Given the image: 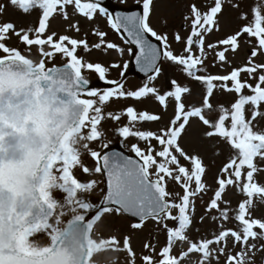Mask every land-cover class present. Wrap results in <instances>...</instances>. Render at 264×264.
I'll list each match as a JSON object with an SVG mask.
<instances>
[{"label": "snow or ice", "instance_id": "6c2138e0", "mask_svg": "<svg viewBox=\"0 0 264 264\" xmlns=\"http://www.w3.org/2000/svg\"><path fill=\"white\" fill-rule=\"evenodd\" d=\"M158 3L113 13L101 0H0V17L38 13L28 27L0 19V264H95L121 247L136 264L129 233L149 222L164 242L149 238L141 264H255L264 253V0H186L171 35L166 20L153 25ZM97 53L119 59H86ZM133 59L145 77L134 90ZM105 125L132 155L107 151ZM120 216L133 218L122 240L97 237Z\"/></svg>", "mask_w": 264, "mask_h": 264}, {"label": "rangeland", "instance_id": "374dc122", "mask_svg": "<svg viewBox=\"0 0 264 264\" xmlns=\"http://www.w3.org/2000/svg\"><path fill=\"white\" fill-rule=\"evenodd\" d=\"M116 3L123 5V6H132L136 4V0H127V4H122L120 0H114ZM186 0H159V3L157 5L156 14L153 17V25L159 30L161 27V24L164 20L167 21L165 30L171 35L174 31H180L183 28L184 21L182 18V14L184 13V3ZM207 2V0H205ZM249 4L258 3L259 0H247ZM38 13L28 16L27 18L23 17H16V16H5L0 17V19H11L13 20L18 26H24L28 27L31 26L34 22L37 21ZM103 23V22H102ZM235 25H232L234 27ZM53 29L57 30L61 33L64 32V26L59 24L58 22H53ZM104 30L109 31V36L107 39L115 41L120 43L119 36L112 32L111 30L107 29L106 27ZM232 28L226 27L225 31H231ZM74 34V33H72ZM185 33L181 31V35H184ZM219 36H223V32L218 34ZM93 41H95V37L91 38ZM213 39L215 40L216 37L214 36ZM123 46V45H122ZM175 47H179V45H175ZM246 49L243 47L240 50L239 55L236 57V62H242L244 57L247 55ZM86 59L95 61L97 59L104 61L105 63L109 60H116L119 59L118 55L116 53H112L110 56H100L98 53L93 54L92 56L86 57ZM124 59H129L127 55H125ZM55 63L58 65L60 64V60L57 59ZM52 66V65H49ZM213 72L217 71V68L211 69ZM86 75H89L92 78L98 77V74H89L85 73ZM109 79L116 78L119 79L116 72H112L109 76ZM126 80V87L129 89H136L137 87L142 85V81L133 78L132 76L127 77ZM159 85L161 87H168V83L161 78L159 81ZM139 107H147L152 110L155 109V106L152 104L139 106ZM158 111V110H157ZM105 127L109 130V136L108 138L112 141L111 147H115L117 145H121L119 143L120 138L116 135L111 134V127L110 125H105ZM154 127V125H153ZM123 148V147H122ZM126 152V148H123ZM132 155L131 153H129ZM89 166H92L93 162L90 159H86L85 161ZM79 177V173H77ZM99 179V177H97ZM208 184L212 185V177L211 174L207 178ZM103 187V185H101ZM176 191H180L179 188L176 189ZM59 196V194H57ZM212 195L211 192H208L206 195H204L203 200L207 201L209 197ZM101 198V193L99 191L95 192L91 196L92 201H97ZM235 203V202H234ZM203 211V204L198 199L196 201V212L197 215H199ZM133 222L132 219H130L127 216H120V217H111L108 220L104 221L101 224H98L95 228V232L98 238L108 239L112 236H116L118 239H123L124 234L129 233V225ZM201 229V233H203L207 228L210 227V225L206 222L204 225L199 226ZM132 235V248L136 253V264H141L140 262V255L143 252V245L145 242L149 240V238H154V240L157 242V247L160 246V244H163L164 237L161 234H158L155 232V227L152 222H149L147 226L143 229V231H136L129 233ZM44 239V238H40ZM259 246L260 241H254ZM93 260L95 264H130L128 253L123 250V248H119L118 250L115 248L111 249H104L99 253H94ZM255 264H264V253H260L259 251L255 254Z\"/></svg>", "mask_w": 264, "mask_h": 264}, {"label": "water", "instance_id": "95a60500", "mask_svg": "<svg viewBox=\"0 0 264 264\" xmlns=\"http://www.w3.org/2000/svg\"><path fill=\"white\" fill-rule=\"evenodd\" d=\"M101 3H102V6L108 8L109 11H111L113 13L126 11V10H134V11L139 10L136 5L133 6V7H130V8L121 7V6L117 5V4H115L113 2V0H101ZM129 76L138 77L141 80L145 79L143 74L139 73L137 71V69L135 67L134 59L131 61L130 68L125 74V79H127V77H129ZM89 79L98 88L102 89L103 87H107L108 86V85H105L103 82L99 81L98 78L92 79V78L89 77ZM107 151H123V150L120 147H116V148H113V149H109Z\"/></svg>", "mask_w": 264, "mask_h": 264}]
</instances>
